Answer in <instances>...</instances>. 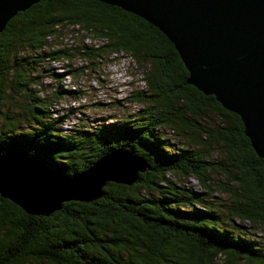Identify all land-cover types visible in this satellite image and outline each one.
I'll return each instance as SVG.
<instances>
[{"label":"trees","instance_id":"obj_1","mask_svg":"<svg viewBox=\"0 0 264 264\" xmlns=\"http://www.w3.org/2000/svg\"><path fill=\"white\" fill-rule=\"evenodd\" d=\"M68 30L74 40L63 43ZM87 35L100 43L86 42ZM114 53L145 67V87L126 97L142 107L65 130L67 115L52 104L85 91L47 92L48 65L80 57L85 64L65 73L77 76L100 69ZM50 73L56 83L65 76ZM188 76L173 43L118 6L42 0L14 15L0 32V153L21 151L66 177L117 149L131 150L147 167L130 184L107 181L101 197L63 201L47 216L0 193V264H264V240L251 229L264 225L263 160L239 115L187 83ZM214 189L231 201L218 204Z\"/></svg>","mask_w":264,"mask_h":264},{"label":"water","instance_id":"obj_2","mask_svg":"<svg viewBox=\"0 0 264 264\" xmlns=\"http://www.w3.org/2000/svg\"><path fill=\"white\" fill-rule=\"evenodd\" d=\"M42 0H0V32ZM157 27L173 43L187 83L239 115L264 165V0H98ZM37 167V168H36ZM147 164L129 149L102 155L71 177L39 166L21 151L0 153V193L27 212L49 215L61 203L92 201L107 181L130 184Z\"/></svg>","mask_w":264,"mask_h":264},{"label":"rangeland","instance_id":"obj_3","mask_svg":"<svg viewBox=\"0 0 264 264\" xmlns=\"http://www.w3.org/2000/svg\"><path fill=\"white\" fill-rule=\"evenodd\" d=\"M100 43L97 38L90 35L85 36V41L90 43ZM72 39V40H71ZM74 39L68 30L64 35L62 42L71 43ZM84 61L80 57H76L70 64L66 60L52 61L48 65L47 72L42 78L44 88L51 93L60 86L64 89H83L85 94L80 97H71L70 93H65L63 98L54 102L53 109L67 117L64 120L63 128L69 130L74 126L78 128L89 127L97 121L112 122L121 119L131 113L138 111L142 105L134 101L127 100L126 97L141 86L145 87L143 75L141 71L144 66H139L130 56L123 55L117 57L111 54V61L104 63L100 69L88 68L80 72L77 76L66 75L67 69L82 66ZM141 70V71H140ZM64 73V78L56 83L54 76L50 73ZM165 136L171 138L173 142H179L177 135L170 130H165ZM37 168V167H36ZM218 179H223L219 175H215ZM196 189H200L197 179L189 177L186 181ZM210 197L218 204L228 203L231 201L229 193L221 190H212ZM238 221V220H237ZM239 222V221H238ZM243 225L249 228L248 222ZM254 234L257 238L264 240V225L253 227ZM26 264H46L27 262Z\"/></svg>","mask_w":264,"mask_h":264},{"label":"built area","instance_id":"obj_4","mask_svg":"<svg viewBox=\"0 0 264 264\" xmlns=\"http://www.w3.org/2000/svg\"><path fill=\"white\" fill-rule=\"evenodd\" d=\"M114 56H119V57H122L123 56V53H114Z\"/></svg>","mask_w":264,"mask_h":264}]
</instances>
